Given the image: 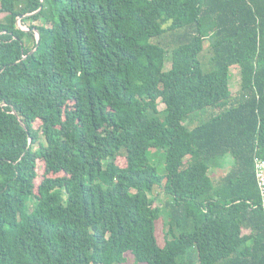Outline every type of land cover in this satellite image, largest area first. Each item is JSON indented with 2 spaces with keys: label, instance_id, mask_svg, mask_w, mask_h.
<instances>
[{
  "label": "trees",
  "instance_id": "trees-1",
  "mask_svg": "<svg viewBox=\"0 0 264 264\" xmlns=\"http://www.w3.org/2000/svg\"><path fill=\"white\" fill-rule=\"evenodd\" d=\"M260 163L264 0H0V264H264Z\"/></svg>",
  "mask_w": 264,
  "mask_h": 264
},
{
  "label": "rangeland",
  "instance_id": "rangeland-1",
  "mask_svg": "<svg viewBox=\"0 0 264 264\" xmlns=\"http://www.w3.org/2000/svg\"><path fill=\"white\" fill-rule=\"evenodd\" d=\"M20 20L18 21L19 27H21L22 29L27 30L28 29L27 26L24 25ZM205 46H206V51L204 52V55H205L206 58H208V56H209L208 55L209 42H206ZM169 68H170V64L168 63L166 65V69H169ZM231 73H232L231 89H232L233 93L235 94V93H237L239 91L240 84H241V80H240V76H239V68L236 67V66L232 67L231 68ZM164 108H165L164 104H161L160 105V109L162 110ZM38 126H39V124H37V127ZM155 151L156 150H153L152 152H155ZM116 162H117V164L120 167H125L127 165L126 159L124 157H122V156L118 157ZM161 169H162V167H160V170ZM37 173H38L39 178L37 179L36 184L38 185V183L41 181V179L43 177V174H44V163L42 161L38 162ZM156 196L158 197L157 205H159L161 207L164 206L166 197L163 195L162 190L156 189ZM167 222H168L167 216L162 217V219H160L157 222V235H158V239H159L160 245H164V243H165V234H166V231H167V227H166ZM248 233H249V231L247 229H245L244 230V234H248ZM123 264H137V263L135 262L133 255L128 254L127 255V260Z\"/></svg>",
  "mask_w": 264,
  "mask_h": 264
},
{
  "label": "built area",
  "instance_id": "built-area-1",
  "mask_svg": "<svg viewBox=\"0 0 264 264\" xmlns=\"http://www.w3.org/2000/svg\"><path fill=\"white\" fill-rule=\"evenodd\" d=\"M257 174H258V178H259L260 188H261V191H262L263 197H264V163H260L258 165ZM263 205H264V201H263Z\"/></svg>",
  "mask_w": 264,
  "mask_h": 264
},
{
  "label": "water",
  "instance_id": "water-1",
  "mask_svg": "<svg viewBox=\"0 0 264 264\" xmlns=\"http://www.w3.org/2000/svg\"><path fill=\"white\" fill-rule=\"evenodd\" d=\"M39 38H40V34H38V40H39Z\"/></svg>",
  "mask_w": 264,
  "mask_h": 264
}]
</instances>
